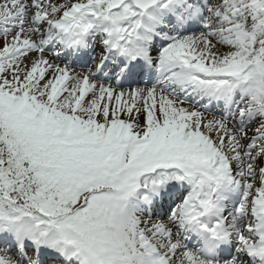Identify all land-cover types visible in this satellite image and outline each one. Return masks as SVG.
Segmentation results:
<instances>
[{
    "label": "snow or ice",
    "instance_id": "snow-or-ice-1",
    "mask_svg": "<svg viewBox=\"0 0 264 264\" xmlns=\"http://www.w3.org/2000/svg\"><path fill=\"white\" fill-rule=\"evenodd\" d=\"M0 264H264V0H0Z\"/></svg>",
    "mask_w": 264,
    "mask_h": 264
}]
</instances>
